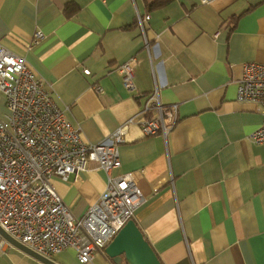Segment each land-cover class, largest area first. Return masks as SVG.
I'll use <instances>...</instances> for the list:
<instances>
[{"label": "crops", "instance_id": "crops-1", "mask_svg": "<svg viewBox=\"0 0 264 264\" xmlns=\"http://www.w3.org/2000/svg\"><path fill=\"white\" fill-rule=\"evenodd\" d=\"M151 1L0 0V45L25 60L85 143L103 141L147 94L176 104L166 140L130 125L118 146L111 174L132 173L146 197L134 222L161 264H264V144L250 139L262 120L236 101L242 65L264 62V0ZM129 60L132 90L117 71ZM52 185L81 217L105 175L89 163ZM61 254L51 260L62 264Z\"/></svg>", "mask_w": 264, "mask_h": 264}, {"label": "built area", "instance_id": "built-area-1", "mask_svg": "<svg viewBox=\"0 0 264 264\" xmlns=\"http://www.w3.org/2000/svg\"><path fill=\"white\" fill-rule=\"evenodd\" d=\"M148 19L144 16L139 24ZM133 63L117 67L127 90L134 88ZM236 87V101L255 105L261 116L250 139L264 144V62L244 63ZM0 93L7 109L0 119V230L48 259L65 250H72L79 264H92L95 255L106 257L104 248L146 201L132 173L111 174L119 166L118 146L125 142L130 125H137L145 137L160 135L166 140L179 119L177 105L162 104L154 91L103 141L85 143L25 60L1 45ZM89 163L104 173L105 189L76 217L52 180L66 182L69 176L88 171ZM9 248L0 235V254Z\"/></svg>", "mask_w": 264, "mask_h": 264}, {"label": "water", "instance_id": "water-1", "mask_svg": "<svg viewBox=\"0 0 264 264\" xmlns=\"http://www.w3.org/2000/svg\"><path fill=\"white\" fill-rule=\"evenodd\" d=\"M0 235L12 247L41 264H58L27 249L25 246L12 240L1 230ZM104 253L111 264H161L133 219L128 220L117 232L112 241L104 248Z\"/></svg>", "mask_w": 264, "mask_h": 264}, {"label": "rangeland", "instance_id": "rangeland-1", "mask_svg": "<svg viewBox=\"0 0 264 264\" xmlns=\"http://www.w3.org/2000/svg\"><path fill=\"white\" fill-rule=\"evenodd\" d=\"M61 257L63 258V260L60 259L62 264H79L72 250H67L63 252L61 254ZM54 259L55 258H53V260ZM55 260L57 262H60L57 259ZM0 264H41V263L10 245L9 250L6 251V253L0 254Z\"/></svg>", "mask_w": 264, "mask_h": 264}, {"label": "trees", "instance_id": "trees-1", "mask_svg": "<svg viewBox=\"0 0 264 264\" xmlns=\"http://www.w3.org/2000/svg\"><path fill=\"white\" fill-rule=\"evenodd\" d=\"M171 0H152L150 3H149V6L150 7H160V6H163V5H166L170 2ZM68 8H66V12H67V15H71L73 14L77 9H78V6L76 4H74L73 2H69L66 4ZM235 19H233L234 21Z\"/></svg>", "mask_w": 264, "mask_h": 264}]
</instances>
